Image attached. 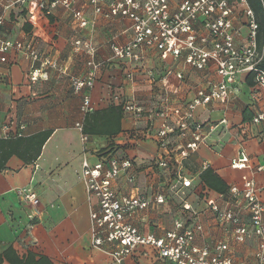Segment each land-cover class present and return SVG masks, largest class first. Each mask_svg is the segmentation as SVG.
<instances>
[{
	"label": "crops",
	"instance_id": "0c3cea01",
	"mask_svg": "<svg viewBox=\"0 0 264 264\" xmlns=\"http://www.w3.org/2000/svg\"><path fill=\"white\" fill-rule=\"evenodd\" d=\"M74 1V8L81 9L88 20L83 28L74 26L71 12L61 4L38 16L32 24L26 21L29 3L5 7L6 0H0L3 38L33 42L42 55L62 61L71 75L83 74L87 60L82 50L74 49V40L91 42L96 50L95 59L101 62L93 86L78 92L73 91L68 75L53 70H48L45 77L29 80L30 61L15 51L9 52L7 61L0 64V126L24 123L25 136L44 130L52 132L33 163L25 164L13 155L0 170V253L11 246L20 257L30 251L46 256L54 264H113L107 253L91 246V201L81 177V162L85 157L94 163L99 153L114 148L119 156L132 161L136 184L143 193L165 196L163 204L152 205L132 218L140 231L162 236L174 229L176 220L184 226L200 224L202 228L196 232L194 244L213 250L222 242L228 246L224 254L234 263L257 264V239L235 242L231 226L220 225L210 208L211 203L223 206L229 198L228 190L225 194L218 193L199 179V173L208 167L229 188L240 187L241 177L249 175L264 204V119L252 122L258 110H264V96L247 84L249 74L237 76L226 106L211 102L195 108L194 117L212 125L213 130L184 162L183 173L191 178L192 186L181 200L166 190L164 176L154 164L158 153L155 140L139 136L146 130H156L158 119L152 112L158 108L162 95L173 103L191 100L196 89L206 88L217 80L213 68L195 70L184 65L180 58L153 48H144L138 62L113 59L110 43H122L131 37L128 21L95 16L86 0ZM126 71L132 72L131 80L125 77ZM178 72L181 78L176 77ZM84 95L90 97L92 111L132 101L141 105L144 112L134 118L122 111L121 130L117 134L86 135V141L82 142L74 124H83L85 114L80 104ZM240 147L250 158L253 167L250 172L230 167V159ZM18 187L31 189L39 204L22 202L15 191ZM118 190L130 191L124 178L118 183ZM183 203L189 209H184ZM241 217L248 221L246 211H242ZM123 264L171 263L160 258L151 247L138 246Z\"/></svg>",
	"mask_w": 264,
	"mask_h": 264
},
{
	"label": "built area",
	"instance_id": "2783aa9c",
	"mask_svg": "<svg viewBox=\"0 0 264 264\" xmlns=\"http://www.w3.org/2000/svg\"><path fill=\"white\" fill-rule=\"evenodd\" d=\"M74 0H6L5 7L25 6L26 21L34 24L41 14H46L57 4L69 10L75 27L83 28L88 24L83 11L74 8ZM95 16L120 18L129 23L131 37L122 43H110L111 58L126 62H138L144 48H153L173 58H180L184 65L195 70L213 68L217 80L206 88H198L191 100L173 103L167 95H162L158 108L152 113L158 119L154 132L146 130L139 138H153L158 153L155 166L164 176L166 190L181 200L191 188L192 180L184 175V162L189 154L204 143L213 130L194 117L197 106H206L215 102L226 106L234 90L237 76L248 73L252 77L255 90L264 96V69L261 62L264 57V36L257 42L259 25L253 9L247 0H86ZM3 18L0 16V26ZM74 49L87 55L86 71L71 75L62 61L42 55L31 41H19L3 38L0 34V64L7 61V55L15 51L30 61L29 80L45 77L48 70L66 74L70 78L73 91L91 88L95 72L101 62L95 59V47L89 41L74 40ZM132 79L131 71L125 72ZM181 78L180 72L175 74ZM1 78V77H0ZM123 112L139 118L144 109L132 101L121 104ZM93 109L90 97L84 95L80 110L83 114ZM264 119V110H258L252 118L253 123ZM74 127L80 132V140L86 141L82 134V123ZM25 136V124L11 127L8 123L0 126V140ZM94 163L84 157L81 162V177L90 198L91 246L107 253L113 264H123L138 246L151 247L162 259L171 264H236L225 255L228 249L225 243H217L213 250L207 246L194 244L200 224L184 226L182 221L174 222V229L156 236L151 232H142L131 222L137 212L152 205L163 204L165 196L161 193L147 195L136 184V175L132 161L121 157L114 148L97 155ZM230 167L253 169L250 158L242 147L230 159ZM260 171L261 167L257 166ZM124 178L130 187L128 193L118 190V183ZM22 202L37 206L39 199L29 188H16ZM229 198L224 205L211 203L214 218L222 226H231L230 234L237 243L249 238L257 239V264H264V204L259 198L258 188L249 175L241 177V186L228 188ZM233 202V204H232ZM239 202V203H237ZM184 209H189L183 203ZM246 211L248 221L241 217ZM244 264V263H237Z\"/></svg>",
	"mask_w": 264,
	"mask_h": 264
},
{
	"label": "trees",
	"instance_id": "16d2710c",
	"mask_svg": "<svg viewBox=\"0 0 264 264\" xmlns=\"http://www.w3.org/2000/svg\"><path fill=\"white\" fill-rule=\"evenodd\" d=\"M247 2L253 9L259 25L257 42L260 44L264 36V0ZM261 67L264 69V57ZM247 84L253 85L251 75L247 78ZM121 118V106L109 105L105 109L91 111L85 114L81 132L85 135L113 136L121 130ZM243 118L246 120L245 116ZM51 133L50 130H44L19 138L0 140V170L6 167L7 160L13 155L25 164L33 163ZM199 179L206 187L218 193L225 194L228 190L223 180L208 167L199 173ZM3 261L9 264H54L46 256L36 255L30 251L20 257L11 246L0 253V262Z\"/></svg>",
	"mask_w": 264,
	"mask_h": 264
}]
</instances>
